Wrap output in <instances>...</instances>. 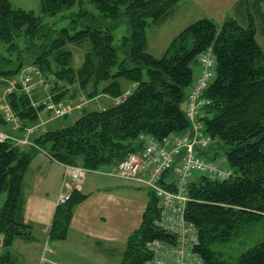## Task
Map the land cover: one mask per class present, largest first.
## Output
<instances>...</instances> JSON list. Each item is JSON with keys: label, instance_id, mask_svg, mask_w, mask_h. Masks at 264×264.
Returning <instances> with one entry per match:
<instances>
[{"label": "trees", "instance_id": "obj_1", "mask_svg": "<svg viewBox=\"0 0 264 264\" xmlns=\"http://www.w3.org/2000/svg\"><path fill=\"white\" fill-rule=\"evenodd\" d=\"M180 1L40 0L41 13L36 15L0 0V44L8 53H17L14 61L1 58L12 68L0 69V76H18L25 67L39 71L54 104L76 90L87 99L107 95L116 100L124 93L123 80L134 85L120 103L84 112L72 124L47 129L32 139L35 148L55 163L98 171L141 150L142 135L161 141L190 127L183 105L195 75L191 64L210 48L216 67L204 93L209 105L203 122L213 144L203 154L217 159L212 154L216 146L232 177L212 181L196 176L188 187L184 217L197 228L194 251L202 264H230L212 246L228 243L243 228L264 219V52L253 23L242 27L230 19L217 28L201 19L182 30L163 56H151L146 52L147 30L162 23ZM76 5L80 8L69 28L54 30L50 19L66 17ZM122 23L128 24L129 35L115 44L114 30ZM86 41L90 51L74 68L73 55L65 48ZM15 88L6 96L7 105L23 129L34 126L44 106H34L19 84ZM4 124L8 125L0 115V125ZM35 148L25 151L12 142H0V264H16L10 253L14 240L31 235V227L17 221L16 213ZM85 198L74 190L67 202L56 206L50 241L67 238L72 210ZM156 217V200L150 193L140 227L127 239L120 264H144L149 258L147 242L170 239L153 226ZM236 264H264V242L243 252Z\"/></svg>", "mask_w": 264, "mask_h": 264}, {"label": "rangeland", "instance_id": "obj_2", "mask_svg": "<svg viewBox=\"0 0 264 264\" xmlns=\"http://www.w3.org/2000/svg\"><path fill=\"white\" fill-rule=\"evenodd\" d=\"M8 1L11 3L13 8L32 11L36 15H39L41 13L40 0ZM84 7L86 8V6ZM79 8V5L70 8L64 14L67 18L62 16L51 18L49 21L50 25L54 30L57 31L63 28L68 29L72 23V18L74 17L73 14L77 13L79 11ZM89 10L96 14V10L94 7H89ZM201 19H207L212 21L217 28H219L225 20L230 19L237 21L242 27H246L250 23H253L256 28L255 39L264 52V0H181L172 9L171 14L162 23L156 26H152L147 30L148 43L146 47V52L155 58H160L164 55L170 42L182 30H184L187 26L191 25L192 23ZM80 28L81 25L78 26V30ZM114 34L116 38L115 44H118V41L121 37L129 35L128 24H120L114 30ZM65 49L71 51L73 55L72 66L74 68H78L82 63L83 56L90 51V46L89 43L86 41L80 46L69 45ZM16 55L17 53H8L6 51L5 46L0 44V69L7 70L12 68L8 66L7 63L1 60L2 57L4 60L10 59L14 61L16 59ZM195 62L196 61L191 64L194 74L196 73V67L194 65ZM27 69L28 67L22 69L21 73L18 75V77H16V79L19 78L18 82L16 80V83L20 84L21 77L24 73L27 72ZM36 79L37 78H33L32 86L38 89L40 99L38 101L39 103L35 106L38 107V105L43 104L47 105L49 102L50 93L48 94V90L50 91V86L49 84H46V86L42 88L40 85L36 84ZM121 83L123 92H125V90H132V84L130 82L123 80ZM32 94L33 93H28L30 97L34 98ZM71 94H73L72 97L78 96L73 99H77L76 101H74L77 102L76 105L83 104V102L85 101L87 102V98L84 95L80 94L79 91L76 90L74 92H71ZM84 106H82L80 109H83ZM76 108H78V106ZM93 110H97V107L94 102H91L89 106L87 105L84 111L80 113V115L77 116V114H71L65 119L61 118L59 121H56L52 126L47 125V129H58L68 126L75 122L80 116H82L84 112ZM48 111L50 112L51 110ZM42 113V111H39V114ZM43 121L44 120L39 115V119L35 124L39 126L38 132H42L43 130L45 131L44 127L40 126L41 122ZM12 126V124L8 126L9 133L12 136H17L19 134L18 129L14 130L12 129ZM22 132H24V137L26 140L27 137L33 133L32 130L26 128H24ZM25 146L27 148H31L33 146V141L27 140ZM215 153L217 154V159L222 161V153L219 152L216 146L213 147L212 154ZM205 157L207 159L213 158L211 154L205 155ZM107 171L108 170H106L105 168H100L96 172L88 173L86 175V180L84 181V188L82 193L84 194L85 192L89 191L90 189H87L89 186H91L92 188H102L105 187L104 183L115 182L117 183V185H119V183L123 181L120 179L107 177L106 175H104V173H106ZM64 174V168L62 169L61 167L49 162L47 156L44 153H41L40 150L35 149L32 152L31 163L26 174V178L24 180V185L22 186L21 195V204L25 209V216H27L29 220L33 222H37L35 220H41V222H38V225L40 226H42L44 222L47 221L53 207L52 204V207H48V203L53 202L54 204L55 200L58 199L60 192V182L62 178H64ZM64 181H69L72 184V182L66 175ZM132 185H135L134 187L136 190L132 188H124V190H112L109 194L110 198L108 202L104 205L101 204V207L104 206L102 211L99 209V205L95 208H92L90 202H88L80 210V216H82L83 219H90L95 220V222H100V220L96 219L102 217L101 221L103 220L107 224H109L107 225V228L109 230L113 229L114 233H116L117 231H121L115 239L113 237V243H110L112 244V247L115 250L112 258L107 261L109 256L106 255V258L102 259V263L114 264L115 262H117L118 264V262L121 261L122 251L123 249H125L126 246V238L135 237L136 232L140 227L142 215L147 206L146 204L148 200H150V193H148V190H146V188L144 190V188H140V186L137 184ZM39 192H42L44 198L46 199L40 200ZM104 192L105 195L108 194V191ZM100 197V199L107 198V196ZM3 200L4 196L2 197L1 201L3 202ZM76 225H80L78 218H75V220L73 221V226L75 227ZM83 226H86V224H83ZM74 239V236L71 235V238H69L68 246H75V244L72 243ZM261 242H264V219L256 222L253 225L246 226L240 231L237 237H235L228 243L215 244L212 246V248L214 251L219 253L220 258L222 260L230 264H236L238 261V257L243 252ZM2 253L3 250L0 255Z\"/></svg>", "mask_w": 264, "mask_h": 264}, {"label": "built area", "instance_id": "obj_3", "mask_svg": "<svg viewBox=\"0 0 264 264\" xmlns=\"http://www.w3.org/2000/svg\"><path fill=\"white\" fill-rule=\"evenodd\" d=\"M199 72L194 76L190 86L183 112L190 127L183 133H172L161 141L150 135H142L139 140L142 148L139 153H129L109 173V176L134 183L148 189L156 200L157 217L153 226L170 239H154L145 244L149 258L144 264H202L195 253L198 244L197 228L184 217L186 204L189 201L188 187L196 176H203L212 181H224L232 177L223 161L207 159V152L213 139L205 131L203 122L204 109L209 100L205 91L215 77L216 61L209 48L198 58ZM21 77L26 92L33 89V78L36 84H43L39 71L28 68ZM129 95L126 91L116 103ZM86 102L80 104L85 105ZM47 108L56 117L67 113L64 105L49 103ZM5 122L19 128L18 119L4 105L0 108ZM32 130V129H29ZM12 142L14 145H25L26 139L12 136L0 129V142ZM65 174L74 187H79L90 171L78 166H64ZM168 187V188H167ZM70 198V191H61L58 204H64Z\"/></svg>", "mask_w": 264, "mask_h": 264}, {"label": "crops", "instance_id": "obj_4", "mask_svg": "<svg viewBox=\"0 0 264 264\" xmlns=\"http://www.w3.org/2000/svg\"><path fill=\"white\" fill-rule=\"evenodd\" d=\"M147 43H148V39H147ZM194 65L196 67L195 74H197L199 72V64L196 61ZM16 77L18 76H14V77L0 76V108L5 105L6 96L9 93L13 92L16 89L15 87L19 84V83H16V80L18 82V79H19V78L16 79ZM131 86H132L131 88L133 89L134 85H131ZM35 90L32 92L33 93L32 95L34 96V98L31 97L33 105H37L40 99V94L38 92V89H35ZM49 92L50 91L48 90V94ZM72 96L73 94H71V97L64 100L65 101L64 107H65V110H67V115H65L64 117H61L62 119H65L67 116L71 114H77V116L80 115V113L83 112L86 106L87 105L89 106L91 102H94L96 104L97 110H103V109L109 108L115 103V100L109 98L107 95H101V96H96L93 99H86L87 100L86 106L83 109H80V108H76L78 105H76L77 102H74L77 99L73 100L78 96L76 97H72ZM42 112L43 113L39 115L44 121L41 122L40 126L41 127L43 126L45 130H47V125L52 126L56 121H59L61 119V118L53 117L54 115H52V113L46 109H43ZM0 115L3 117L1 110H0ZM31 127H33V130H32L33 133L27 137V140L29 141H33L32 140L33 137L40 133L38 132L39 126H31ZM0 128L3 131L9 133L8 125L7 126L5 124L0 125ZM19 132L20 133L17 135V137H23L25 139L24 132H22V130H20ZM22 149L26 151L29 148L25 146V147H22ZM139 151L140 150H137L136 152H139ZM47 159L52 164L59 166L63 169V167L60 164L53 162L48 157ZM112 167L113 166L102 167V168H105L106 170L111 171ZM108 171L106 172L107 174L104 173V175L110 178H114V177L109 176L110 171L109 172ZM65 175L66 174H64V178H62L60 182V187H59L60 192L61 191L68 192L74 188L69 181H64ZM25 178H26V175H25ZM132 184L134 183L122 181L121 183H119V185H117V183L115 182L104 183L105 187H102V188H99V187L92 188L91 186H89L87 189H90V190L83 194L82 193L83 188H84V182H83V184L80 187H78L76 191H78L82 195H85L86 198L81 203L77 204L73 208L72 218L69 224L67 238L63 241H50L48 237L49 230H50V227L53 221V215H54L56 206L58 204L57 199L55 200L54 204L53 202L48 203V207H50L51 204L53 205V207L51 206L52 207L51 214L49 215V218L47 219V221L44 222L42 226L38 225V222H41V220H35L37 222H33L29 220V218L25 216V209L23 205L20 204V208L16 213V220L26 225H29L31 227V235L29 237H20L14 240L13 245L10 248V253H11V256L14 258L16 264H105V263H102V259H105L106 255L109 256L107 261H109V259L112 258L115 250L113 249L112 244L110 243H113L112 242L113 237L115 239L121 231H117L116 233H114L113 229L109 230L107 228V225L109 224H107L103 220L101 221L102 217H99L98 219L95 218L96 220H100V222L98 221L95 222V220H90V219H86V220L83 219L82 216H80V210L88 202H90L92 208H95L96 206L99 205V209L102 211L104 206L101 207V204L104 205L108 202L110 198L109 194L111 193L112 190H117V189L124 190V188L135 189L134 187L135 185H132ZM23 185H24V181H23ZM140 188H144V187L140 186ZM104 191H108V194L105 195ZM148 193H150L149 190H148ZM100 196L102 197L107 196V198H105L106 200L104 198L100 199L101 198ZM39 199L40 200L46 199L44 198V195L42 192H39ZM75 218L79 219L80 225H76L74 227L73 221L75 220ZM83 224H86V226H83ZM71 235L74 236L75 238L72 241V243H74L75 246H68L69 238H71ZM128 238L129 237L126 238V241ZM2 250H3V237L2 235H0V253L2 252ZM124 250L125 249H123L122 254ZM121 260H122V257H121ZM120 262H118V264H120ZM114 264H117V262H115Z\"/></svg>", "mask_w": 264, "mask_h": 264}]
</instances>
